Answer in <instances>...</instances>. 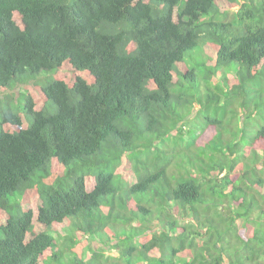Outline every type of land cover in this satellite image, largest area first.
Here are the masks:
<instances>
[{"label":"trees","instance_id":"obj_1","mask_svg":"<svg viewBox=\"0 0 264 264\" xmlns=\"http://www.w3.org/2000/svg\"><path fill=\"white\" fill-rule=\"evenodd\" d=\"M0 89V264H264V0H0Z\"/></svg>","mask_w":264,"mask_h":264},{"label":"clouds","instance_id":"obj_2","mask_svg":"<svg viewBox=\"0 0 264 264\" xmlns=\"http://www.w3.org/2000/svg\"><path fill=\"white\" fill-rule=\"evenodd\" d=\"M213 82H215V79H213ZM0 91H4V90L0 89ZM3 95H4V97L2 95H0V101L1 102L5 101V100L11 102V100L9 98H5L4 93H3ZM15 98H17V97L15 96ZM235 99H236V102L239 104V106H235L232 108L226 102L220 104V106H219V108L221 110L220 116L218 117V121L211 127V128H215L216 132H218L220 128L226 126V123L223 121V119H221V117H222L221 114L223 115L224 119H227V120L232 122L234 129L236 128V126H240V127L245 126V124L248 120V118H247L248 112L255 110L259 115H262V113L258 109L256 110L252 104L245 103L238 98H235ZM232 114L235 115L233 118L231 116ZM258 122H260V117L256 116V122L252 127H250V129L255 131L254 126Z\"/></svg>","mask_w":264,"mask_h":264},{"label":"rangeland","instance_id":"obj_3","mask_svg":"<svg viewBox=\"0 0 264 264\" xmlns=\"http://www.w3.org/2000/svg\"><path fill=\"white\" fill-rule=\"evenodd\" d=\"M45 73H46V72H45ZM45 73H42V74L45 75ZM42 74H40L38 77H44ZM50 75L52 76V74L49 73L47 77H50ZM17 86H18V84H15V85H14V87H17ZM18 87H20V86H18ZM20 89H21V88H20ZM20 91H21V90H20ZM23 92H25V91H21L20 93H23ZM3 93H4V91H0V95H3ZM16 100H17V98H16L14 101H11V102H10L11 106H14V105H15ZM21 103H22V102H21ZM236 131H237L238 136H240V135H243V136H249V135L251 134L250 131H244V130H243V127H239V128H237ZM226 134H227V133L223 131V135L226 136ZM240 146H242V144H241Z\"/></svg>","mask_w":264,"mask_h":264}]
</instances>
